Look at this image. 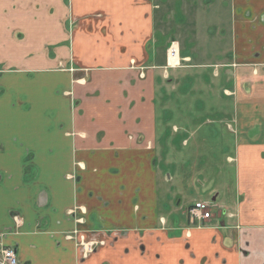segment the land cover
<instances>
[{"label": "crops", "instance_id": "1", "mask_svg": "<svg viewBox=\"0 0 264 264\" xmlns=\"http://www.w3.org/2000/svg\"><path fill=\"white\" fill-rule=\"evenodd\" d=\"M205 1L0 0V232L19 264H264V0ZM222 103L234 181L197 227L206 200L159 166L205 122L165 115Z\"/></svg>", "mask_w": 264, "mask_h": 264}, {"label": "rangeland", "instance_id": "2", "mask_svg": "<svg viewBox=\"0 0 264 264\" xmlns=\"http://www.w3.org/2000/svg\"><path fill=\"white\" fill-rule=\"evenodd\" d=\"M204 4H209V0H206ZM229 4V0H225L224 5L226 8V5ZM186 32L189 33V28L185 29ZM195 108L197 109L183 110L174 108L171 114L165 115V117L170 118L176 124H181L184 120H191L193 123L204 121L205 123L199 131H188L186 133V145L181 144V136L175 139L177 141L174 143L175 152L172 153L171 157L164 159L159 166L161 176L172 175V179L166 181V183L162 180L161 184H163L164 190L166 188L171 189V194L178 193L179 197L177 199L187 196L185 200L191 201L194 198L206 200L217 206L220 196L222 202L225 196H227L226 198L229 197V190L225 191L224 188L226 187L224 186L227 185L229 187L234 181L233 162H229L226 158L227 154L221 152L224 147H229L232 144L233 134L226 129L224 123L217 124L216 122L217 118L220 117L218 113H221V116L229 117L230 110L223 103L222 109L225 108V110L221 109V112L218 107L209 108L206 106L204 108L202 104L197 105ZM211 188L214 189L211 190ZM215 190L219 191L220 195L216 201L212 202L211 198L216 194L214 193ZM186 202L182 201L180 205L183 206ZM215 223L216 219L214 218ZM209 224L207 222H196L192 225L206 227Z\"/></svg>", "mask_w": 264, "mask_h": 264}, {"label": "built area", "instance_id": "3", "mask_svg": "<svg viewBox=\"0 0 264 264\" xmlns=\"http://www.w3.org/2000/svg\"><path fill=\"white\" fill-rule=\"evenodd\" d=\"M179 45L176 41H172L167 48L166 54L168 58L178 57ZM214 205L208 201H195L186 208V216L189 223H201L211 217ZM3 233L0 232V264H19L16 256L15 248L7 246L3 243ZM83 254L91 250V245H83Z\"/></svg>", "mask_w": 264, "mask_h": 264}, {"label": "flooded vegetation", "instance_id": "4", "mask_svg": "<svg viewBox=\"0 0 264 264\" xmlns=\"http://www.w3.org/2000/svg\"><path fill=\"white\" fill-rule=\"evenodd\" d=\"M171 42H172V41H171ZM169 59H171V58H169ZM171 64H174V65L178 64V65H179V63H178V57L175 58V59H173V62H171ZM212 202H213V201H212ZM213 205H214V204H213ZM215 207H216V205H214V208H213V209H215ZM210 218H211V217H210ZM210 218H209V219H210ZM209 219H208V220H209ZM208 220L203 221V222H207ZM203 222H202V223H203ZM92 248H93V245H91V250H90L89 252H91V251L93 250ZM89 252H87V253H89ZM87 253L85 254V256L87 255Z\"/></svg>", "mask_w": 264, "mask_h": 264}, {"label": "bare ground", "instance_id": "5", "mask_svg": "<svg viewBox=\"0 0 264 264\" xmlns=\"http://www.w3.org/2000/svg\"><path fill=\"white\" fill-rule=\"evenodd\" d=\"M171 61L173 62V59Z\"/></svg>", "mask_w": 264, "mask_h": 264}]
</instances>
